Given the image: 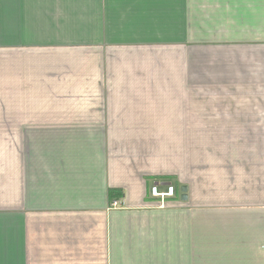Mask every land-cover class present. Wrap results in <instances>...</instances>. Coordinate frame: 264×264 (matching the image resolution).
Instances as JSON below:
<instances>
[{"label":"crops","instance_id":"1","mask_svg":"<svg viewBox=\"0 0 264 264\" xmlns=\"http://www.w3.org/2000/svg\"><path fill=\"white\" fill-rule=\"evenodd\" d=\"M0 264H264V0H0Z\"/></svg>","mask_w":264,"mask_h":264},{"label":"built area","instance_id":"2","mask_svg":"<svg viewBox=\"0 0 264 264\" xmlns=\"http://www.w3.org/2000/svg\"><path fill=\"white\" fill-rule=\"evenodd\" d=\"M150 194L153 197L159 198L160 201L163 202V200L166 197L174 196L175 189H174V186L171 184L166 185L164 187V189H159V187L157 185H151L150 186ZM121 204H123V203L119 202V201H112L111 206L116 207V206H120Z\"/></svg>","mask_w":264,"mask_h":264},{"label":"water","instance_id":"3","mask_svg":"<svg viewBox=\"0 0 264 264\" xmlns=\"http://www.w3.org/2000/svg\"><path fill=\"white\" fill-rule=\"evenodd\" d=\"M187 187L185 185H181L180 187V193H181V199L185 200L187 198Z\"/></svg>","mask_w":264,"mask_h":264}]
</instances>
